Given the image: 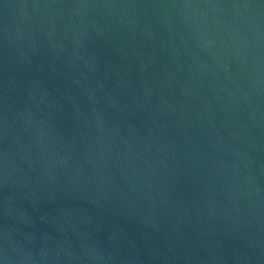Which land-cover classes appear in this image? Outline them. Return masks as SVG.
I'll return each mask as SVG.
<instances>
[{"label": "water", "instance_id": "obj_1", "mask_svg": "<svg viewBox=\"0 0 264 264\" xmlns=\"http://www.w3.org/2000/svg\"><path fill=\"white\" fill-rule=\"evenodd\" d=\"M0 264H264V0H0Z\"/></svg>", "mask_w": 264, "mask_h": 264}]
</instances>
